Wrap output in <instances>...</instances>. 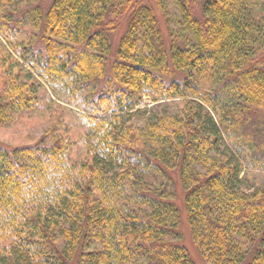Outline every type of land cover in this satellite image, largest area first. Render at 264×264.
I'll use <instances>...</instances> for the list:
<instances>
[{
  "label": "trees",
  "instance_id": "obj_1",
  "mask_svg": "<svg viewBox=\"0 0 264 264\" xmlns=\"http://www.w3.org/2000/svg\"><path fill=\"white\" fill-rule=\"evenodd\" d=\"M8 3L0 130L44 128L0 147V264H194L178 187L204 260L264 264V0H51L41 59Z\"/></svg>",
  "mask_w": 264,
  "mask_h": 264
},
{
  "label": "rangeland",
  "instance_id": "obj_2",
  "mask_svg": "<svg viewBox=\"0 0 264 264\" xmlns=\"http://www.w3.org/2000/svg\"><path fill=\"white\" fill-rule=\"evenodd\" d=\"M139 1L144 5H150L155 9V13L163 28L165 25L164 15L155 7V0ZM8 2H10V4L8 3L6 7V9L8 10V15L10 17L8 21H12L10 25L14 26L15 34L17 35L15 41L23 47H28L29 49L27 51V54L32 56L33 59H41V55L39 54V52L44 50L43 39L45 38L43 32L41 30L36 31L30 28L28 25H20L18 21L26 11L33 9L36 6H38L42 10L46 9L50 4L51 0H8ZM121 32L122 31L119 30L116 35H114V46L117 44V40L118 37L121 35ZM263 57H261L259 64H257L258 66L263 64ZM20 64L22 63L20 62ZM151 106L152 105H149V101L147 99H144L142 103L138 106V109H145ZM165 108L170 111L174 110V107ZM42 121V119L37 118L29 119L24 123L18 124L16 127H14L8 132L0 130V147L14 148L34 144L38 140L39 136L41 135V131L44 128ZM177 191V199L175 203L180 215L178 232L180 236L176 243L187 250L189 257L194 262V264H211L202 258L201 254L198 252L196 246L193 243V239L191 237L186 218L185 208L183 207V195L179 187Z\"/></svg>",
  "mask_w": 264,
  "mask_h": 264
}]
</instances>
